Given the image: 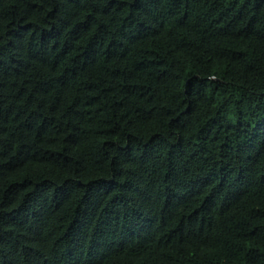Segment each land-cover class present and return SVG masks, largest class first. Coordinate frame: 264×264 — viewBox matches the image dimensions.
Wrapping results in <instances>:
<instances>
[{
    "label": "trees",
    "instance_id": "trees-1",
    "mask_svg": "<svg viewBox=\"0 0 264 264\" xmlns=\"http://www.w3.org/2000/svg\"><path fill=\"white\" fill-rule=\"evenodd\" d=\"M0 264H264V0H0Z\"/></svg>",
    "mask_w": 264,
    "mask_h": 264
}]
</instances>
